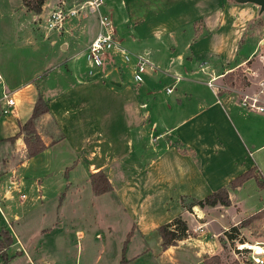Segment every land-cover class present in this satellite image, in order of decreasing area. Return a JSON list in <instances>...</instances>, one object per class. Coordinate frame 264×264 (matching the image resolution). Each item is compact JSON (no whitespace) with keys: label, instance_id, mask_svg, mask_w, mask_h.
Returning <instances> with one entry per match:
<instances>
[{"label":"crops","instance_id":"obj_1","mask_svg":"<svg viewBox=\"0 0 264 264\" xmlns=\"http://www.w3.org/2000/svg\"><path fill=\"white\" fill-rule=\"evenodd\" d=\"M8 1H19L23 10L28 11L31 15V20H41V23H37L42 30V39H51L53 47L56 46L58 37L63 34L68 35V39L59 43L61 57L71 48H77L82 44L87 50L96 34L97 20L93 13L87 17L82 14L68 18L62 32L48 31L42 20L54 9L58 0H45L39 14L27 10L22 0ZM59 1L68 3L66 0ZM104 1L102 12H105L104 10L108 7L106 0ZM184 2L191 5L193 11H198V13L184 21L172 19L171 23L162 29L159 28L162 20H157L160 24L154 26L157 30L156 36L159 38L160 33L165 29L167 32H173L190 23L198 25V36H202L199 42L202 47L195 49V52L191 50V52L192 54L203 53L206 50L209 58V61L198 64L194 62L193 55L187 56L186 54L185 56V54L178 53L169 57L168 67L164 68L165 76L171 79V82L164 88L165 93L173 94L176 88L179 86L182 88L180 89L182 92L174 96L175 101L178 102L177 106L184 108L180 111L183 114L169 128V131L173 133L174 140L181 141L184 148L179 149L173 144V146H167L166 153L162 157L158 155L148 161L146 166L137 167L129 174L121 175L120 182L113 180L105 164H89L90 173L101 170L109 179L112 188H118L120 209L126 219V224L116 230L115 238H110L111 229L106 232L108 240L111 239L109 240V253L106 256L108 245L104 240L99 244L93 241L92 235L95 231L87 230L91 236L87 238L88 242L83 244L82 237L86 235V232L68 226L62 220L60 207L54 206L53 210H50L45 205L47 192L51 191L58 197V188H62L59 182L47 185V177L38 182L32 181L30 184L35 189L34 201L37 204L32 201L27 205V197L22 192L26 186L25 181L23 179L10 180V178L7 182L3 181L0 183V198L9 202L14 198V193H17L22 208L21 212L14 213L9 208L10 205H4V210L0 207V215L7 223V229L12 236V243L5 249L8 257L6 264H144L145 260L146 264H203L205 255H217L222 264H234L235 262L255 264L246 262L239 257L231 245L234 239L227 235L229 228L238 226L242 220L255 213L237 217L231 211L236 208L233 201L235 194L240 193L246 186L252 184L258 191H264V186H258L253 177L243 181L237 187L228 189L231 201L228 206H192L187 209L179 201L180 203L176 204L178 206L173 208L174 211L169 215L165 210L168 209L169 199L175 197L170 195V189L174 183L178 182L177 180L183 183L184 181L188 182L185 185L186 189H181L180 193H189L196 199L205 197L210 190L214 191L222 186H228L231 180L251 168H256V173L262 175L261 181L264 183V113L248 111L239 104L241 94L255 92L258 89V82L252 80V76H256L252 60L256 56L262 57V54L252 56L255 51L253 49L247 56L237 57L238 47L243 39L247 38L246 36L256 37L257 42L263 47L262 52L264 51V10L260 11L259 5L255 3L237 2L236 0H184ZM23 27L24 35L28 34L30 37L31 30L27 26ZM19 29L21 28L19 27ZM13 35L14 38L19 37L15 31ZM81 35L82 40L79 39ZM195 37H197L196 32L191 36V39H194L193 42ZM191 44H187V49H192L195 43ZM79 51L80 49L74 51L69 57H64L62 63L66 67L70 65L76 72L75 81L77 84H85L88 80L83 79L82 70L76 62L82 54ZM162 52L163 50L160 49L159 58L154 56V59L151 58L152 54L149 50L132 53L146 55L153 65V69H148L147 72H152L162 65L163 60L160 62ZM224 53H226L225 56H223ZM84 55L86 73L91 78L97 77L98 80L108 82L113 87L122 86V70L109 68L107 62L101 68H90L86 54ZM185 58H187L186 61ZM219 60L224 61L226 65H216ZM249 64L250 66H248ZM124 68L132 79L128 67L125 65ZM237 69L249 72L247 75L244 74L248 76L246 77L248 83L233 87L224 84V75ZM199 74H202L203 77H193ZM0 75L2 78L0 86L3 93L6 88H9V83L1 72ZM209 79H212V86L207 84ZM197 84L206 85L211 90V95L205 105L202 104L203 98L196 96L199 101V110L184 115V112H187L184 106H188L187 101L190 95L186 90ZM35 86L34 83L28 82L15 90L8 89L9 92H12L16 104L13 114L0 115L1 139L18 133L19 124H23L30 117L37 96ZM168 87H172L170 92L166 91ZM220 88L221 90H219ZM227 88L232 89L233 92H228ZM25 89L26 93L23 92ZM38 90L48 105V112L40 117V123L53 122L54 131L59 135L52 138L47 131H39L47 146L43 151H46L64 139L63 131L67 130V126L73 125L71 122L76 121L73 119L74 106L69 104L75 97L63 93L47 98L39 87ZM20 91L24 94L19 95ZM17 93L18 98L15 97ZM233 96H236V100L232 98ZM262 98L264 100V95ZM144 105L146 104H140L142 107ZM254 118H258L261 125L250 124ZM98 135L99 133L95 130L87 129L82 131L81 140L77 139L79 144L85 146L88 144V160L97 155L99 150ZM145 135V131L140 128L139 137ZM164 135V133H160L159 137ZM16 141L25 147L22 136H19ZM25 158L21 165L27 163L29 158L27 156ZM138 163L141 164L142 160L140 159ZM161 167L167 169L166 181L167 187L170 186V189L166 186L161 189V185L154 188L155 178L160 180L161 176H165L161 173ZM86 181L89 182L90 192L94 193L90 178L88 177ZM140 182L145 185L141 186ZM18 185L19 187H17ZM21 194H24L25 197L22 198ZM61 196L59 199L62 198ZM58 204L60 203L58 202ZM34 213L36 222L32 219ZM177 216H181L187 223L191 234L186 239L178 241L177 245L163 249L161 237L156 228ZM95 236L97 235L95 234ZM152 239L156 240L158 248L155 252L150 249Z\"/></svg>","mask_w":264,"mask_h":264},{"label":"rangeland","instance_id":"obj_2","mask_svg":"<svg viewBox=\"0 0 264 264\" xmlns=\"http://www.w3.org/2000/svg\"><path fill=\"white\" fill-rule=\"evenodd\" d=\"M66 1L68 2H65L66 6H72L81 0ZM60 2L58 0V3ZM106 4L108 7L104 11L113 21L116 39L120 45L131 52L149 50L152 59H154V56L159 58L158 52L160 49L163 50L160 55V62L163 60L162 65L158 66L155 71L144 73L142 83H135L130 78L129 72L126 68L123 69L124 66L118 58L115 62H107V64L109 68L113 67L123 71L121 87H113L108 82L98 80L97 77L91 78L86 73L84 54L87 50L84 49L83 44L77 48H71L61 57L59 55V43L68 39L67 34L58 37L56 39L57 44L53 47L51 39H42V30L37 23H41L40 19L31 20V15L28 11L23 10L19 1L0 0V72L8 80V89L15 90L17 87L32 82L37 88L35 92L40 93L39 87L47 98L63 93L74 96L75 99L69 104L74 106L73 119H76V121L71 122L73 125L67 126V130L63 131L64 139L52 145L48 150L32 156L24 165L21 164L26 159V151L22 144L16 140L14 142H0V176H2L0 183L7 182L9 178L10 180L23 179L26 186L22 189V192L27 197L26 204L29 205L35 198V189L30 184L32 181L38 182L47 177V185L48 183L51 185L54 182H59L62 188H58V197L56 194H52L51 191L47 192L45 205L50 210H53L54 206L60 207L62 220L68 226L86 232V235L82 237L83 244L87 243V238L91 236L87 233V230L90 232L95 231L92 235L93 241L99 244L104 240L108 245L105 256L109 253V240H111H108L109 237L106 232L111 229L110 238H115L116 230L126 224V219L122 209H120L118 188H112L108 192L102 193L90 192L89 182L86 181L90 175L89 164H105L113 180L120 182L121 175H127L137 167L146 166L145 164L148 161L158 155L162 157L166 153L167 146L175 145L177 148L183 149L181 141L179 139L174 140L173 133L169 131V128L183 114L180 111L184 108L177 106L178 102L175 101L174 96L177 93L180 94L182 88L179 86L173 94L165 93L164 88L171 82V79L165 76L166 70L164 68L168 67L169 57L178 53L185 54V56L186 54L187 56L193 55L194 62L198 64L209 61L206 50L203 53L192 54L191 52V50L195 52V49L202 47L199 42L202 36H198V25L196 26L194 23L173 32H167L165 29L164 32L160 33L159 38L156 36L157 30L154 26L160 24L157 20H162L161 26H159L162 29L164 26H168L172 19L184 21L186 18L198 13V11H193L191 5L186 4L184 0H106ZM89 14L92 13L85 11L83 15L87 17ZM93 14L96 15V13ZM46 17L42 20L45 26ZM23 26H27L31 30L30 37H28V34L27 36L24 35ZM14 31L19 37L14 38ZM194 32H196L197 37L193 42L194 39H191V36ZM246 37L238 47L237 57H245L253 49L255 51L252 56L261 53L263 58L256 56L252 60V66L256 73V76H252V80L255 82L264 80L263 47L257 42L256 37ZM79 39L82 40V35ZM190 43L195 44L192 49H187ZM79 49V53L82 52V54L76 62L82 70L83 79L88 80L85 84H77L75 81L76 72L73 71L70 65L66 67L62 63L64 57H69ZM225 55L226 53L223 56ZM186 60L187 58H185ZM218 64L226 65L222 60H219L216 65ZM127 69L130 71V67ZM245 73L246 75L249 74L243 69L233 76L236 79V85L239 84L243 76L248 77L244 75ZM196 76L203 77L202 74L193 77ZM223 83H226V77L223 79ZM8 89L6 88V91ZM231 90L227 91L233 92ZM186 91L190 95L187 101L188 106H184L187 111L184 112V115L199 110V101L196 96L203 98L202 104L205 105L208 102L209 95H211V90L203 84H197ZM23 92L26 93L27 90L25 89ZM23 92L20 91L19 95L24 94ZM1 94L0 86V96ZM15 97L18 98V93ZM241 97H239V100ZM232 98L236 100V96ZM142 103L146 105L140 106ZM4 108H6L4 103L0 101V115L13 114L15 107L10 108L7 114L3 113ZM145 112L147 114H144ZM153 123L154 126H152ZM250 124L261 125V122L258 118H254L250 121ZM36 128L38 132L41 130L47 131L52 138L59 136L54 131L53 122L41 124L39 118L36 122ZM140 128L146 133L141 138L139 137ZM87 129L99 133L97 144L99 150L97 155L90 160H88V144L86 146L79 144L82 131ZM160 133L165 135L159 137ZM140 159L142 160L141 164L138 163ZM161 173L165 176H161L160 180L155 178L154 188L160 187V185L161 189L168 186L166 167H161ZM177 181L171 189L170 186L167 187L171 191L170 195L175 196L168 201V209L165 210L167 215L174 211L173 208L178 206L176 204L180 203L179 201L183 195H185V205L190 203L191 198H194L189 193H180L181 189H186L185 185L188 182ZM140 185L145 184L140 182ZM140 190L142 191V189ZM199 190L201 189L199 188ZM211 192L213 190L207 193L210 194ZM164 193L167 194V192ZM60 195H62L61 199H59ZM235 195L233 201L236 208L231 211L237 217L264 209V191H258L252 184ZM13 197L9 202H5L0 198V207L4 210V205H10L9 208L12 212L19 213L22 210L19 195L14 193ZM32 219L36 222L35 213ZM63 232L65 231L63 230ZM227 235L234 239L231 242L232 247L238 241L264 240V217L247 221L244 226L239 224L236 227L229 228ZM150 249L152 252L158 250L155 239L151 240ZM239 257L246 260V262L249 261L245 255L239 254ZM144 264H146V260Z\"/></svg>","mask_w":264,"mask_h":264},{"label":"built area","instance_id":"obj_3","mask_svg":"<svg viewBox=\"0 0 264 264\" xmlns=\"http://www.w3.org/2000/svg\"><path fill=\"white\" fill-rule=\"evenodd\" d=\"M105 4L104 0H81L72 6H66L64 1L57 3L54 9L47 15L45 22L48 30L62 32L65 21L70 17L79 16L89 11L96 13L97 31L94 38L87 47L86 58L90 68H101L106 62H115L117 58L125 67H130V73L135 83L143 81V74L148 69H153L152 63L144 54H136L128 51L120 45L116 39V30L112 19L108 14L102 12L101 7ZM2 80L0 75V81ZM207 84L212 86V79ZM172 87L166 88L170 92ZM264 80L258 81V89L255 92L243 93L239 104L248 111L264 113ZM0 101L6 108L3 113L15 107L16 100L12 92L3 91ZM22 198L24 194L20 195ZM200 228V227H199ZM234 250L255 264H264V240L250 239L234 243Z\"/></svg>","mask_w":264,"mask_h":264},{"label":"trees","instance_id":"obj_4","mask_svg":"<svg viewBox=\"0 0 264 264\" xmlns=\"http://www.w3.org/2000/svg\"><path fill=\"white\" fill-rule=\"evenodd\" d=\"M45 0H22L23 5L27 10L33 13L39 14L42 11V6ZM241 69L235 71L227 72L224 76L226 77V84L228 86H240L242 84H247L246 77L243 76L238 85L235 84L233 76L239 72ZM224 77V78H225ZM48 112L47 101L43 98L41 93H38L33 105V109L30 117L23 123L19 124V131L13 136L1 139V141H11L14 142L19 136H22L25 145V151L27 158H30L41 151H43L47 146L42 140L37 128V120ZM256 168H251L246 172L238 175L233 180H231L228 186H222L210 194L206 195L201 199L191 198L190 203L184 204L185 196H182L180 202L183 207L190 209L192 206H216L223 205L228 206L231 204L228 189L232 187H237L242 184L243 181L253 177L258 186L263 187L264 183L261 181L262 175L256 173ZM98 177V178H96ZM92 189L95 193L107 192L112 189V185L107 178V176L101 170L92 172L89 175ZM264 217V209L250 215L240 222L241 226H244L247 221L256 220ZM233 228V227H232ZM159 236L161 237V246L163 249L171 245H177L178 241L186 239L191 231L189 230L187 223L181 218V216L175 217L170 222L159 225L156 228ZM12 243V236L7 229V225L0 215V264H6L8 257L5 249L9 247ZM203 264H222L220 258L217 255H205L203 259ZM234 264H238L235 262Z\"/></svg>","mask_w":264,"mask_h":264},{"label":"water","instance_id":"obj_5","mask_svg":"<svg viewBox=\"0 0 264 264\" xmlns=\"http://www.w3.org/2000/svg\"><path fill=\"white\" fill-rule=\"evenodd\" d=\"M237 2H252L260 7V11L264 10V0H236Z\"/></svg>","mask_w":264,"mask_h":264}]
</instances>
